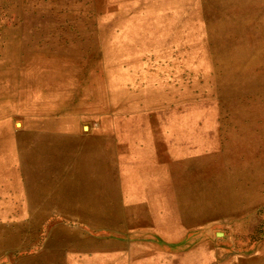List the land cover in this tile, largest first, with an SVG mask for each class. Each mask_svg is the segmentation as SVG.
I'll return each mask as SVG.
<instances>
[{
    "label": "rangeland",
    "instance_id": "rangeland-1",
    "mask_svg": "<svg viewBox=\"0 0 264 264\" xmlns=\"http://www.w3.org/2000/svg\"><path fill=\"white\" fill-rule=\"evenodd\" d=\"M2 147L0 264H264V0H0Z\"/></svg>",
    "mask_w": 264,
    "mask_h": 264
},
{
    "label": "crops",
    "instance_id": "crops-1",
    "mask_svg": "<svg viewBox=\"0 0 264 264\" xmlns=\"http://www.w3.org/2000/svg\"><path fill=\"white\" fill-rule=\"evenodd\" d=\"M0 152H4L3 147L0 148ZM10 157L7 159V155L5 153H0V161L2 163H15L17 167L23 168V157L21 155H9ZM29 178L23 173V171H19L18 173L10 172H1L0 173V190L1 192H11L10 190L13 187L20 189L21 191L26 189L29 186ZM1 202H9V197H1ZM16 204V202H15ZM18 205V204H16ZM45 224V223H44ZM43 224V225H44ZM35 243L32 241V244ZM12 256V254H11Z\"/></svg>",
    "mask_w": 264,
    "mask_h": 264
},
{
    "label": "bare ground",
    "instance_id": "bare-ground-1",
    "mask_svg": "<svg viewBox=\"0 0 264 264\" xmlns=\"http://www.w3.org/2000/svg\"><path fill=\"white\" fill-rule=\"evenodd\" d=\"M258 110V109H256ZM261 111V110H260ZM235 121V120H234ZM251 127V126H250ZM259 137V136H258ZM254 138V137H253ZM248 143V142H247ZM237 154V153H236ZM261 154V153H260ZM245 160V159H244ZM232 161V160H231ZM217 164V163H216ZM239 164V163H238ZM241 164V163H240ZM243 174V173H242ZM217 176V175H216ZM218 177V176H217ZM218 179V178H217ZM207 181V179H204ZM209 180H214L216 181V178L214 179H209ZM217 182V181H216ZM21 234V230H8L6 232L0 233V247H5L6 245L10 244L13 246V241L19 239V235ZM264 250V249H263ZM244 263V262H242Z\"/></svg>",
    "mask_w": 264,
    "mask_h": 264
}]
</instances>
